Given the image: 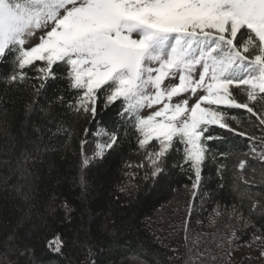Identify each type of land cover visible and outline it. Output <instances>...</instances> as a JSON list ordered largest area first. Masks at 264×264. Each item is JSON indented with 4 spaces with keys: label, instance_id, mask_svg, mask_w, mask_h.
I'll list each match as a JSON object with an SVG mask.
<instances>
[{
    "label": "snow or ice",
    "instance_id": "6c2138e0",
    "mask_svg": "<svg viewBox=\"0 0 264 264\" xmlns=\"http://www.w3.org/2000/svg\"><path fill=\"white\" fill-rule=\"evenodd\" d=\"M0 64L7 65L0 73V124H7L10 116L9 90L29 92L25 122L32 126L38 98L58 80L65 85L39 107L42 123L32 126L33 150L23 148L14 165L12 159L0 160L8 172L0 176V188L14 191L26 204L0 245V264H37L34 249L19 238L31 215L34 174L29 165L41 163L43 154L54 150L43 143L45 136L61 138L64 147H70V119L96 125L95 131L83 127L79 142L74 183L83 199L95 194L88 169L103 163L129 133L138 159L123 163L122 180L111 193L118 207L131 203L140 181L155 184L169 176V156L176 154L171 167L188 176L191 198L181 224L167 237H156L164 251L152 264H223L217 252L224 249L231 255L234 245L242 246L237 241L249 233L252 239L243 246L264 244V226L253 219H264V0H0ZM118 101L116 127H101V112ZM233 109L248 115L233 114ZM216 129L246 139L247 150L235 164L228 163L235 152H217L209 145L231 142ZM5 134L3 154L11 157L18 141L10 132ZM89 135L95 139L88 140ZM209 161L219 177L217 189H225L226 173L231 172L232 190L240 199L214 201L205 225L197 209L205 211L206 201L212 199L203 190L202 173ZM14 176L27 185L10 184ZM244 199L250 201L247 214ZM63 207L70 224L69 206ZM193 220L197 228L214 230L194 233ZM116 230L115 219L108 217L105 233ZM173 239L179 247L164 242ZM65 246L59 236L47 242L62 257L61 264H72ZM87 252L91 257V245ZM133 255L139 259V254ZM139 264L149 261L139 259Z\"/></svg>",
    "mask_w": 264,
    "mask_h": 264
},
{
    "label": "trees",
    "instance_id": "16d2710c",
    "mask_svg": "<svg viewBox=\"0 0 264 264\" xmlns=\"http://www.w3.org/2000/svg\"><path fill=\"white\" fill-rule=\"evenodd\" d=\"M7 70V65L0 64V73ZM64 82L56 81L50 84L39 98L37 112L31 116L32 126L42 123V117L39 113L40 106H46L57 90H63ZM66 96L70 94L65 92ZM4 95V86L0 83V96ZM7 100L10 102L6 107L10 111L7 124H0V160L12 159L15 163V155L27 147L33 150L32 140L35 135L32 126L26 124L25 110L31 97L29 92L11 91L7 93ZM244 99V97H238ZM119 101L102 111L98 117L101 127L112 130L116 127ZM56 111H60L57 107ZM233 114L247 116L244 110L233 109ZM255 121V117L251 118ZM74 129V136L70 147L65 148L61 138H52L45 136L43 143L50 144L54 150L43 154L42 162L34 167L29 165L33 176L31 180V215L27 229H21L19 238L21 244H28L34 249V256L37 264H61L62 257L47 247L48 241H55L59 236L65 243L64 253L70 256L72 264H139V259H146L149 264L164 251L161 248L156 237H167L174 228L179 226L185 215L187 201L191 198V181L188 176L182 174L178 169L171 167L176 159L173 152L169 156L168 167L169 176L160 178L155 184L151 182L140 181L141 187L134 194L130 204H124L118 207L114 202L116 186L122 180V166L125 160H137L138 157L132 154L134 142H130L129 137L114 152H109L103 163L93 165L88 169V179L94 191V195L88 199H83L79 187L74 183L77 176L80 154V139L83 138L82 128L87 126L92 131L96 130V125H85L84 121L69 120ZM235 126V125H234ZM6 132H10L17 138L18 144L13 156H5V141L8 139ZM217 133H222L228 138L229 142L209 141V145L217 152L232 151L236 155L229 158L230 165L235 164L241 157L239 153L247 150V141L245 138L236 137L224 130L216 129ZM123 137V129L120 130ZM92 141L95 138L91 135L87 137ZM93 145L89 144V151ZM249 163H252L249 161ZM8 175L6 167L0 166V176ZM204 177L203 190L212 194V199L205 203V211L197 209L199 218L205 225L209 223L211 210L215 206L214 201L222 203H231L233 200L239 201L238 192L232 190V173L228 172L225 176L226 187L223 190L217 189L219 177L216 176L215 168L209 161L202 173ZM23 183L27 185L28 181H18L14 176L9 183ZM187 186V187H186ZM243 185H241V188ZM175 189V191H174ZM27 190V188H25ZM122 199H124L122 197ZM67 203L70 209L71 223L65 219L64 204ZM195 203L199 206L200 199ZM243 211L248 213L250 201L244 199ZM26 208L22 197L14 191L9 194L0 188V245L3 244L5 236L16 225L17 217L21 215V210ZM115 219L117 230L115 232L105 233L104 227L107 218ZM258 225L264 226V219L253 216ZM224 220H220L223 225ZM192 227L194 233L198 231L211 232L212 228H197L195 220ZM181 233L180 239L182 240ZM251 233L243 236L237 244L242 246H233L231 255L226 254L224 249H220L217 255L223 258V264H264L259 261L261 251H264V244L253 242L250 246H243L251 241ZM165 243H171L174 247H179L176 239L165 240ZM91 245L93 254L89 257L87 249ZM119 245V246H117ZM55 244H53V247ZM228 246L225 244L224 246ZM102 249V250H101ZM2 250V248H0ZM183 251V249H181ZM139 254L137 259L133 254ZM160 259H163L160 256Z\"/></svg>",
    "mask_w": 264,
    "mask_h": 264
},
{
    "label": "rangeland",
    "instance_id": "374dc122",
    "mask_svg": "<svg viewBox=\"0 0 264 264\" xmlns=\"http://www.w3.org/2000/svg\"><path fill=\"white\" fill-rule=\"evenodd\" d=\"M36 42H38V41H37L36 39H33V43H36ZM147 111H148V110H145V112H144L143 114H147ZM260 260H261V261L263 260V256H260V257H259V261H260ZM130 264H132V263H130Z\"/></svg>",
    "mask_w": 264,
    "mask_h": 264
}]
</instances>
